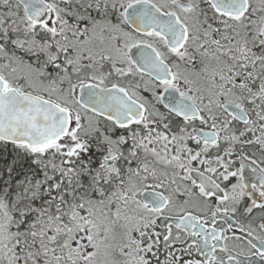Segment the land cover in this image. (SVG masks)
Returning a JSON list of instances; mask_svg holds the SVG:
<instances>
[{
	"label": "snow or ice",
	"instance_id": "obj_1",
	"mask_svg": "<svg viewBox=\"0 0 264 264\" xmlns=\"http://www.w3.org/2000/svg\"><path fill=\"white\" fill-rule=\"evenodd\" d=\"M264 264V0H0V264Z\"/></svg>",
	"mask_w": 264,
	"mask_h": 264
},
{
	"label": "flooded vegetation",
	"instance_id": "obj_2",
	"mask_svg": "<svg viewBox=\"0 0 264 264\" xmlns=\"http://www.w3.org/2000/svg\"><path fill=\"white\" fill-rule=\"evenodd\" d=\"M254 259H255V261L257 262V264H259V258L256 257V258H254Z\"/></svg>",
	"mask_w": 264,
	"mask_h": 264
}]
</instances>
